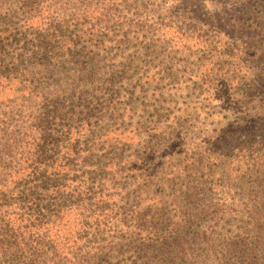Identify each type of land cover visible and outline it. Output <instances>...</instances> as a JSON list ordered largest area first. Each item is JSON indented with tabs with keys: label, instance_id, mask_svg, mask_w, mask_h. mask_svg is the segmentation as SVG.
I'll return each mask as SVG.
<instances>
[{
	"label": "trees",
	"instance_id": "obj_1",
	"mask_svg": "<svg viewBox=\"0 0 264 264\" xmlns=\"http://www.w3.org/2000/svg\"><path fill=\"white\" fill-rule=\"evenodd\" d=\"M111 1L0 0V93L11 80L18 82L29 74L24 65L39 59L53 67L74 61L79 73L65 91L69 98H58L47 113L33 119L43 120L36 130L39 137L27 130L23 156L19 154L21 159L13 167L3 156L18 140L12 144L5 132L0 135V264H94L96 258L98 264H109L107 259L116 255L122 257L121 264H162L168 262V249L176 252V264H193L189 253L194 245L187 239V230L198 221L197 216L208 213L202 205H214L207 192L212 195L218 187L210 182L213 187L204 193L207 183L199 176L201 169L183 166L179 171L184 178L177 189L181 200L161 202L160 196L143 194L149 192L150 178L139 179L134 185L129 181V171L143 176L139 173L141 162L120 166L108 161L89 166L74 159L81 146L76 137L87 134L88 129L71 126L76 116L104 115L124 93L146 91L151 85L175 96L178 84L193 86L201 104L227 109L241 118L240 131L230 139L233 143L227 145L229 139L223 137L225 144L213 148L208 158L224 163L222 170L212 163V173L220 171L227 177L238 171L231 164L246 166L251 158L247 172L254 181V200L246 209L255 216L249 217L250 223L245 225L249 230L240 245L246 251V264H264V163L256 154L258 147L264 146V0H237L230 11L217 18L192 16L184 25L164 16L116 15L110 6L100 3ZM123 29L126 40L124 34L110 37ZM140 30L150 32L153 46L165 43L175 52L185 53L178 63L187 76H172L168 82L152 77L141 86L125 81L124 75L136 71L133 53L144 43L138 41ZM155 35L159 39H154ZM99 37L115 46L127 45L113 46L122 50L113 59V71L105 72L104 78H97L89 68L94 48L110 46L96 42ZM87 45L93 48L82 57ZM221 57L232 60L233 64L225 65L231 68L221 66ZM11 74L16 77L7 79ZM245 114L249 120L244 124ZM118 130L120 135L126 132L124 127ZM110 134L112 131H107L103 136ZM122 172L125 180L117 182ZM167 180L171 182L170 177ZM133 186L136 194H126ZM225 189L232 190V186ZM130 196L134 204L128 201ZM161 205H170V209ZM252 243L257 254L249 248ZM153 258L161 261L153 263Z\"/></svg>",
	"mask_w": 264,
	"mask_h": 264
},
{
	"label": "rangeland",
	"instance_id": "obj_2",
	"mask_svg": "<svg viewBox=\"0 0 264 264\" xmlns=\"http://www.w3.org/2000/svg\"><path fill=\"white\" fill-rule=\"evenodd\" d=\"M236 2L237 0H113L100 3L102 6H110L111 12L114 10L116 15L133 17L140 15L142 18L164 16L173 18L174 23L184 25L187 23L185 19L192 16L210 15L217 18L230 11L234 7L230 5ZM124 30L119 33L113 32L110 37L113 38L114 35L119 37L123 34L127 36ZM154 39L159 38L155 35ZM95 40L105 47L110 45L106 49L94 48L92 56L95 58L89 64V68L97 78H104L105 72L113 71V59L122 50L121 47L127 45L123 42L118 45L121 47L117 50L113 48L115 45L110 44L112 41L105 42L104 37ZM138 41L140 44L144 43L133 53L132 68L136 71L133 75L129 72L124 75L125 81L133 80L141 86L144 85V81L152 77L154 80L161 77L168 82L169 77L172 81V76L177 79L187 76L186 69L178 63L184 58L185 53L183 55L175 52L164 42V44L154 43L153 46L150 42L153 41L150 32L142 33L140 30ZM128 44L131 45V42ZM90 47L92 46L87 45L82 49V57L87 55ZM219 62L223 68H231L225 66L226 63L233 64L232 60L225 57H221ZM75 64L73 61L53 67L39 59L31 65H24L29 74L24 78L20 77L18 82L11 80L12 77H16L14 74L7 78L11 82L0 93V135L5 132L4 135L12 144L15 139L18 140L17 146L13 144L7 155L3 156L4 161L10 163L11 167L23 156V135L27 130L33 132L34 137H39L36 130L41 128L43 120L34 122L33 119L41 118L47 113L48 106L51 107L58 98L61 101L69 98V93L66 95L65 91L79 76ZM239 71L237 67V72ZM168 73L170 75H166ZM178 87L179 92L173 96L150 85L146 91L140 89L131 91V94L124 93V97H120V101L113 108L105 111L104 115L74 117L71 122L73 128L85 125L88 129L87 134L76 137L81 146L76 149L78 156L74 159L85 161V165L89 166H98L108 161H116L120 166L131 165L130 162H141L143 169L139 173L143 176H134L132 171H129V181L134 185L139 179L150 178L152 182L149 184V192L143 194L160 196L161 202L165 203H170L175 198L181 200L177 189L184 176L179 169H183V166L201 169L199 176L207 183L204 193L210 190L209 187H213L210 182L219 190L212 195L207 192L214 205H202L208 209V213L203 217L197 216L198 221L187 230L189 235L187 239L194 245L189 253L190 261L193 264H246L248 261L245 259L246 251L240 244L248 232L247 229L249 230L245 227L246 223H250L249 217L255 216L249 215V207L248 210L246 209L254 200L251 194L254 181L247 172L251 158L248 159L246 166L237 167L231 164L230 166L238 171L228 177L225 173L222 175L220 171L212 173L214 171L212 163H216L220 170L223 169L224 163L208 158L210 152L215 151L213 148L225 144L223 137L229 139L227 145L233 143L230 139L236 137V133L240 131L241 118L229 113L227 109L209 108L205 103L201 104V99L197 97L193 86L182 88L178 84ZM244 118L246 119L244 124L248 123L246 114ZM120 127L126 128L123 135H120L118 130ZM107 131H112L113 134L105 138L103 135ZM260 150L264 151V146L260 145L256 151V154L262 157L259 161L264 163V152ZM11 157L14 162H10ZM125 176V172H122L117 182L124 181ZM169 177L171 182L167 180ZM19 184L23 185V181L20 180ZM14 185L16 186V183ZM227 185L232 186V190L225 189ZM17 189L21 190L20 187ZM134 190L133 186L131 191L125 193L134 196L136 194ZM20 192H23V189ZM131 196L128 201L134 204ZM125 206L129 209L134 207V205ZM158 207L160 208V205ZM161 207L170 209V205H161ZM245 210L247 212L244 214ZM92 238L89 236V239ZM250 240L249 242L254 241V239ZM239 245L243 253L239 250ZM254 245L255 243H252L249 248L254 249L253 253L257 254ZM167 251L168 262L163 261L162 264L179 262L176 260L175 251L169 249ZM98 261L96 258L94 264H98ZM158 261L161 260L153 258L152 262ZM107 262L121 264L122 257L116 255L114 258H108Z\"/></svg>",
	"mask_w": 264,
	"mask_h": 264
}]
</instances>
